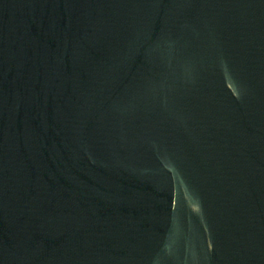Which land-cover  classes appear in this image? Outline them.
I'll use <instances>...</instances> for the list:
<instances>
[{
	"label": "water",
	"instance_id": "95a60500",
	"mask_svg": "<svg viewBox=\"0 0 264 264\" xmlns=\"http://www.w3.org/2000/svg\"><path fill=\"white\" fill-rule=\"evenodd\" d=\"M0 264H264V0L0 100Z\"/></svg>",
	"mask_w": 264,
	"mask_h": 264
}]
</instances>
